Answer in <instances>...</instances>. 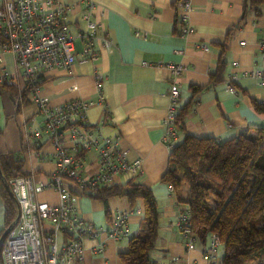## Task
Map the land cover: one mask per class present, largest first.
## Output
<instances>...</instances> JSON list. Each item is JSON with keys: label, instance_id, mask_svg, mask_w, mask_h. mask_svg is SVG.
Here are the masks:
<instances>
[{"label": "crops", "instance_id": "0c3cea01", "mask_svg": "<svg viewBox=\"0 0 264 264\" xmlns=\"http://www.w3.org/2000/svg\"><path fill=\"white\" fill-rule=\"evenodd\" d=\"M56 1L69 7L66 27L74 37L77 61L69 71L41 72L38 94L52 105L94 101L79 126L96 141L116 140L128 151L129 158L140 159L141 172L132 179L150 190L158 211L152 264H206L202 257L213 234L204 243L196 235L182 234L175 222L186 207L187 187L174 191L162 177L169 166L170 151L186 133L224 142L264 128V115L251 103L264 106V56L260 48L264 5L244 13V0ZM178 1H187L191 6L185 23L192 28L191 33L180 32L183 25L178 20ZM88 3L90 20L97 24L90 39L82 36L86 29L83 12ZM2 56L0 67L13 72L11 82L6 84L26 88L16 75L18 67L12 54ZM82 57L86 61L79 62ZM169 65L180 67V73L172 74ZM174 82L180 93L177 114L187 105L189 109L183 113L180 125L176 126L175 121L172 135L164 119ZM192 87L202 89L193 95ZM28 99V105L16 113L9 95L0 91V153L13 157L25 174L22 176L43 184L55 169L53 147L31 92ZM99 100L101 104L95 102ZM46 144L51 147L44 148ZM82 166L83 176L97 170L96 146L85 151ZM129 180L119 177L113 185ZM72 192L77 215L105 231L117 211L126 210L131 215L127 238L115 241L104 233L98 238L83 236L82 256L71 264H122L119 253L126 251L128 239L140 229L141 203L130 207L123 197L102 203L77 190ZM36 200L56 204L58 196L54 190H44ZM137 209L141 214H134ZM3 228L4 204L0 196V236ZM94 248L101 250L93 252Z\"/></svg>", "mask_w": 264, "mask_h": 264}, {"label": "built area", "instance_id": "2783aa9c", "mask_svg": "<svg viewBox=\"0 0 264 264\" xmlns=\"http://www.w3.org/2000/svg\"><path fill=\"white\" fill-rule=\"evenodd\" d=\"M178 20L183 27L181 34L192 32L186 26L191 10L190 4L178 1ZM90 5L84 9L86 29L83 37H93L97 24L90 20ZM69 7L56 0H0V64L4 54H12L18 67L16 75L32 95V101L42 116L46 131L51 136V155L55 169L50 179L43 184L33 183L29 176H14L6 180L18 212L16 221L0 245V264H71L81 257L83 236L98 238L102 233L118 241L128 237V219L131 212L117 211L108 230L83 221L76 213V201L72 191L80 194L96 187H108L119 177L136 178L141 172L139 158H129L128 151L116 140L102 138L96 141L85 128L79 126L86 118V109L94 101L74 100L61 105H52L38 94L40 75L44 70L64 69L69 71L77 61L73 54L74 37L66 27ZM264 56V34L260 44ZM86 61L80 58L79 62ZM174 75L180 67L170 66ZM13 72L0 67V84L10 83ZM264 86V77H261ZM180 93L176 82L168 92L169 107L164 124L173 135ZM101 104V101H95ZM65 128L63 132L59 131ZM97 147V170L82 175L85 151ZM44 190L57 193L56 204L38 202L36 195ZM172 188L170 187V191ZM134 214H141L140 209ZM182 234L190 237L188 209L185 207L176 220ZM101 248V246L99 247ZM101 249L94 248L93 252ZM206 264H221L223 247L216 235H211L209 249L203 254Z\"/></svg>", "mask_w": 264, "mask_h": 264}, {"label": "trees", "instance_id": "16d2710c", "mask_svg": "<svg viewBox=\"0 0 264 264\" xmlns=\"http://www.w3.org/2000/svg\"><path fill=\"white\" fill-rule=\"evenodd\" d=\"M264 5V0H244L243 12ZM217 80V77H214ZM202 88L192 87L193 95ZM18 113L30 102L28 88L0 84ZM264 115V106L251 102ZM189 105L176 116V126ZM25 175L10 154L0 153V196L4 204V228L16 217L17 205L4 181ZM162 180L178 190L186 185L188 225L191 234L204 243L209 234L218 237L223 247L221 264H264V128L240 133L219 142L211 137L186 133L169 155V166ZM102 203L123 197L130 207L142 205L140 229L128 239L127 249L119 253L122 264H152L151 250L157 235V203L150 190L130 179L123 185L96 187L85 192ZM213 206L208 207L209 200ZM253 219H259L252 224ZM3 228V229H4Z\"/></svg>", "mask_w": 264, "mask_h": 264}, {"label": "water", "instance_id": "95a60500", "mask_svg": "<svg viewBox=\"0 0 264 264\" xmlns=\"http://www.w3.org/2000/svg\"><path fill=\"white\" fill-rule=\"evenodd\" d=\"M4 187H5V189H6L7 193H8V195H9V197H10L11 199L14 200L13 194L11 193L10 188L8 187V185H7V184H4ZM15 221H16V219L14 220V222H13L11 225L7 226V227L4 229L3 233H2L1 236H0V245H1V242L3 241L5 235H6V234L8 233V231L11 229V227H12V225L15 223Z\"/></svg>", "mask_w": 264, "mask_h": 264}, {"label": "rangeland", "instance_id": "374dc122", "mask_svg": "<svg viewBox=\"0 0 264 264\" xmlns=\"http://www.w3.org/2000/svg\"><path fill=\"white\" fill-rule=\"evenodd\" d=\"M51 146L49 144H46L44 148H50ZM183 188H186V185H182ZM213 206V201L210 199L208 202V207L211 208ZM259 222V219H253L251 221L252 224H257Z\"/></svg>", "mask_w": 264, "mask_h": 264}]
</instances>
